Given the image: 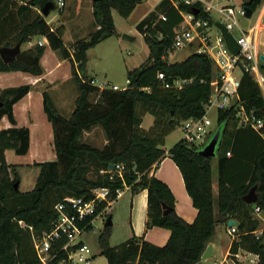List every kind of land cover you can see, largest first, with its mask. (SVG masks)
<instances>
[{
	"label": "trees",
	"instance_id": "16d2710c",
	"mask_svg": "<svg viewBox=\"0 0 264 264\" xmlns=\"http://www.w3.org/2000/svg\"><path fill=\"white\" fill-rule=\"evenodd\" d=\"M46 1L30 0L29 4L41 8ZM140 1H93L95 31L88 40H77L67 47L62 39V26L51 27L39 12L24 19L31 12L30 6L17 5L15 0H0V47H11L19 40L25 43L34 36L44 37L59 58L69 61L71 78L78 91L74 109L66 116L54 108L48 86L42 90L43 110L51 123L56 159L34 162L33 166L39 168L35 184L31 190L22 192L16 166L6 163L4 152L12 149L21 155L28 150L29 130L15 126L12 106L32 87L22 84L0 89V119L6 116L13 124L0 129V264H42L32 235L51 228L56 216L55 203L65 196L89 197L91 190L99 187L108 188L113 201L117 189L129 187L132 193L147 190L145 228L157 226L170 231L162 246L136 236L110 246V226H104L97 241L107 264H195L212 240L216 223H226L229 219L238 222L234 233L237 239L231 243L230 253L234 255L239 248H246L258 255V264H264V243L261 236L254 235L259 221L253 214L256 207L264 212V139L249 125H239L236 116L242 106L246 113L264 118V97L253 75L243 73L237 90L238 101L216 112L215 129L222 130L215 158L217 215L214 214L212 158L202 156L198 147H190L182 139L168 151L163 148L165 137L184 119L205 113V104L213 90L215 71L206 54L194 52L180 62H167L173 30L181 21L179 11H189L190 7L182 4L175 7L171 0H160L136 24L147 45L148 56L139 66L126 71L124 89H100L89 84L92 77L85 73L87 51L116 34L111 9L116 8L119 15L126 17ZM262 1L243 0L241 4L254 12ZM161 14L165 20L159 18ZM197 16L213 23L209 13L201 9ZM45 47L36 44L20 51L8 63L0 58V71L42 74L40 58ZM260 71L264 76V64ZM158 73H163L162 79ZM93 93L98 96L96 101L90 100ZM146 113L153 116V121L145 129L140 124ZM231 123L234 127L228 131ZM94 126H99L106 137V143L99 148L80 140L83 132ZM165 155L179 168L185 190L197 209L191 223L177 215L171 190L152 173ZM111 163L122 165L120 173L117 169L108 171ZM254 184H257V200L247 204L242 196ZM163 203L170 208L165 214ZM18 220L27 226L20 227ZM59 257L48 264H56Z\"/></svg>",
	"mask_w": 264,
	"mask_h": 264
},
{
	"label": "built area",
	"instance_id": "2783aa9c",
	"mask_svg": "<svg viewBox=\"0 0 264 264\" xmlns=\"http://www.w3.org/2000/svg\"><path fill=\"white\" fill-rule=\"evenodd\" d=\"M224 2L220 6H216L211 4L210 0H171L175 7L178 4L190 7L189 11H179L181 21L173 30L172 49L195 44L196 52L206 54L216 68L212 82L213 90L205 104V113L200 117L184 119L179 125L182 132L181 139L190 147L201 148L216 130H213V122L207 114L210 109L217 112L229 108L238 101L237 90L243 73H251L258 84H264V76L260 71L259 55L253 40V30H243L239 25L240 17L247 18L244 6L242 4L235 6L233 0H224ZM56 4L62 7L64 1L56 0ZM192 8H197L198 12L201 9L206 13L215 9L220 14L219 23L231 32L237 41L238 53L233 54L228 50L221 32L214 25V21L210 24L207 20L194 14ZM159 18L166 19L164 14H161ZM212 28L216 30L214 34H211ZM234 31L238 33L234 35ZM37 42L39 45H43L40 40ZM157 76L162 79L163 73H158ZM89 84L100 89L112 88L108 82L96 85L93 77L89 79ZM166 86L168 85L166 84ZM236 116L239 125H249L259 132L264 139V118L246 113L242 106L238 108ZM121 168V164L113 167V169H117L118 173H120ZM112 170L108 169V171ZM103 172L104 170H100V173ZM123 189H117L116 196ZM112 202L110 190L99 187L92 189L89 197L65 196L55 203L53 208L56 216L51 228L40 235H32L33 245L40 263L48 264L60 255L56 259V264H90L94 254L84 242L83 236L95 228L94 225L98 219L104 227L108 205ZM259 211V208L256 207L255 212ZM18 224L20 227L27 226L22 220H18ZM228 228L229 233L234 234L236 232V226L232 225ZM29 229L32 230V227L29 226ZM255 237L258 238L259 234L255 233ZM253 255L258 258V255Z\"/></svg>",
	"mask_w": 264,
	"mask_h": 264
},
{
	"label": "crops",
	"instance_id": "0c3cea01",
	"mask_svg": "<svg viewBox=\"0 0 264 264\" xmlns=\"http://www.w3.org/2000/svg\"><path fill=\"white\" fill-rule=\"evenodd\" d=\"M15 1L17 5L24 4L21 0ZM242 1L239 0L238 3L241 4ZM223 3H225L224 0L221 4ZM209 15L213 20L212 15L210 13ZM240 18L243 23V30H253V40L256 45L257 54L264 55V0L249 18ZM36 40H40L43 45H46L40 58V64L43 67L42 74L34 75L22 71H0V89L16 87L22 84H30L32 87L27 94L12 106L15 126L27 127L29 130V147L25 154H16L12 149H6L4 152L6 163L15 165L17 172L20 166L33 167L39 171L38 167L33 166L34 162L53 161L56 159L52 127L43 110V89L39 86L42 84L48 86V92L54 108L58 113L66 116L70 115L73 111L75 99L78 94L77 86L71 78L69 61L59 58L58 54L47 45V40L44 37H38ZM25 44L30 46L32 42L28 41ZM213 69L214 71L216 70L214 65ZM71 80L72 83H68ZM126 86L118 89H124ZM259 86L264 97V84H259ZM147 115L151 114L146 113L140 124L145 129L150 127L153 121V116L151 115L152 121L150 124L144 125L143 121ZM12 126L13 124L10 123L8 118L2 116L0 119V129ZM83 134L90 138V141L86 143L92 146L97 144L98 146L95 147L99 148L106 143L105 134L99 126H94L90 130L84 131ZM93 139H96L97 142L94 143L91 141ZM168 149L165 150L168 151ZM9 156H11L12 162L8 160ZM152 173L171 190L175 199L174 208L177 215L188 223L193 222L197 215V209L193 206L192 200L185 190L181 172L171 157L168 155L163 156L152 170ZM212 191L214 197V214L217 215V175H213V169ZM146 212L147 190L144 189L132 193L129 187H125L107 209V213L110 214L112 222L108 238L109 245L116 246L133 236L143 237L144 240L157 246L164 245L170 236V231L157 226L146 229ZM260 212L264 214L263 211ZM215 227V233L209 242L212 244L213 255L204 260L203 264H231L229 256H239L238 253L234 255L230 253L231 243L237 238L234 234L229 233L227 222H218ZM256 231L261 233V231H264V228L261 227Z\"/></svg>",
	"mask_w": 264,
	"mask_h": 264
},
{
	"label": "rangeland",
	"instance_id": "374dc122",
	"mask_svg": "<svg viewBox=\"0 0 264 264\" xmlns=\"http://www.w3.org/2000/svg\"><path fill=\"white\" fill-rule=\"evenodd\" d=\"M30 0H21L22 3L30 6L31 12L24 16V19H30L33 14L40 12V8L35 4H29ZM160 0H141L135 5L130 14L126 17L119 15L116 8L111 9V16L114 21L116 34L112 35L101 42L97 43L94 47L87 51V62L85 65V73L90 77L92 76L95 80L96 85L103 82H108L112 85V88L118 89L127 85L126 82V71L128 69L139 66L143 63L148 56V48L143 40L142 35L136 30V24L148 13L154 10L155 6ZM223 0H210L211 4L220 6ZM55 7L50 11L47 16H43L47 23L56 28L62 26V38L67 47H70L73 42L77 40H88L89 35L95 31L96 23L92 13L93 0H64V5L58 6L56 0H53ZM239 0H233V4L236 6ZM210 14L213 17L214 22L220 21V14L215 10L211 9ZM42 15V14H41ZM242 19L239 18V25L243 27ZM215 29H211V34L215 33ZM234 35L238 32L234 31ZM126 34L133 37V40L122 39V35ZM37 36L31 38L32 44L27 46L24 42L21 43L20 51L27 50L30 47L38 44ZM196 52V45L190 44L179 49H172L168 52L167 62H180L184 60L189 54ZM68 83H72V80ZM41 89H45L46 85L42 84L39 86ZM98 96L96 94L90 95V100L94 101ZM208 116L213 122V130L216 128V111L210 109L207 112ZM152 116L147 115L143 121V124H150ZM234 125L231 123L228 126V131ZM96 133V132H94ZM182 136L180 127H177L171 133L165 137L163 145L164 149H168L175 142H177ZM88 136L82 134L81 141H90ZM96 143V139L91 140ZM95 146H98L95 144ZM8 160L12 162L11 156ZM213 169V175H217V169L215 164V158L212 159L211 163ZM20 175L19 190L22 192L29 191L32 189L35 183L38 170L33 167L20 166L18 168ZM254 217L258 219V228H264V214L254 211ZM95 228L84 234L83 240L89 246L94 256L91 259V264H106V259L102 256L97 241L98 233L102 230L103 224L98 219L95 222ZM256 229V230H257ZM255 233H258L255 231ZM254 233V235H255ZM264 231H261L262 242L264 243ZM33 236H35L33 234ZM240 250V251H238ZM237 253L238 257L229 256L231 264H258L259 258H256L251 252L247 251L246 248H239ZM252 254V255H251ZM256 263H255V261Z\"/></svg>",
	"mask_w": 264,
	"mask_h": 264
},
{
	"label": "water",
	"instance_id": "95a60500",
	"mask_svg": "<svg viewBox=\"0 0 264 264\" xmlns=\"http://www.w3.org/2000/svg\"><path fill=\"white\" fill-rule=\"evenodd\" d=\"M93 1H97V0H93ZM54 7H55V5H54V2L52 0L46 1L42 5V7L40 8V12H41L42 16H47ZM244 9L246 11V17L249 18L252 15L253 11L248 7H244ZM192 11L194 14H197L198 9L192 8ZM214 25L221 32L228 50H230L233 54H237L239 51V45H238L237 41L235 40L234 36L231 34V32L226 30L225 27L219 22H214ZM122 39L133 40L134 38L129 36V35L123 34ZM21 43H22V41L19 40L11 47H6V46L0 47V58L2 59V61L5 63L13 61L20 52ZM258 57L260 60V62H259L260 65H263L264 64V55L259 54ZM0 105H1V103H0ZM221 132H222V130L220 128H217L214 131V133L212 134V136L210 137V139L201 148H199V150H198L199 154H201L202 156H205V157L212 158V159L216 158V156L218 154V147H219V142H220L221 134H222ZM113 167H114V164L111 163V164H109L108 169L112 170ZM17 184L18 183H15L14 186L17 187ZM256 189H257V184H254L253 186L250 187L248 192L242 196V199L244 200V202H246L247 204H253L256 202V200H257ZM162 208H163V214H165L170 209L164 203L162 204ZM111 224H112L111 216L108 215L106 217V221H105L104 226H111ZM227 225L228 226L234 225L237 227L238 222L235 219H229L227 221ZM212 255H213L212 244L207 243L204 251L202 252V254L200 256V259L197 262H195V264H203V261L210 258Z\"/></svg>",
	"mask_w": 264,
	"mask_h": 264
}]
</instances>
